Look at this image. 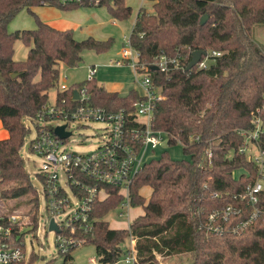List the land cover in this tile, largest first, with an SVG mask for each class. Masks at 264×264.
I'll return each instance as SVG.
<instances>
[{"label":"trees","instance_id":"1","mask_svg":"<svg viewBox=\"0 0 264 264\" xmlns=\"http://www.w3.org/2000/svg\"><path fill=\"white\" fill-rule=\"evenodd\" d=\"M151 10L140 6L135 15L129 42L139 52V61L151 63L158 55L174 57L178 66L166 70L152 68L148 74L160 87L154 102L152 125L165 131L167 143L179 142L185 157L175 159L166 151L145 161L129 186V206H141L143 212L128 226L110 227L105 214L123 199L117 188L107 187L109 194L91 204L92 230L73 233L92 244L97 260L116 262L126 252L124 241L135 239L136 264H164L180 254L189 264H264V189L256 204L259 214L245 227L235 231L225 228L213 233L205 228L208 214L229 203L240 205L241 213L232 215L229 226L247 218L252 206L233 197L253 182L256 167L239 152L245 133L264 126V50L250 31L264 24V0H150ZM106 5L115 19L126 18L131 7L124 0H90L61 3L59 0H0V121L8 136L0 138V198L29 194L31 207L25 224L12 223L2 214L1 224L8 233L0 240L23 247L27 230L38 224L36 190L23 166L20 149L32 119L54 101L74 106V87H86L93 105L108 110L123 109L130 125H135L133 102L140 97L135 89L121 95L86 78L59 90L62 64L76 66L85 49L107 50L112 38L87 36L76 39L72 28L58 29L43 21L33 7L48 5L65 11L73 7ZM22 9L33 16L35 27L7 30V23ZM207 18L200 24V17ZM21 39L28 46L24 59H14L13 43ZM219 51L204 68L185 69L193 50ZM16 73L15 76H12ZM264 148V131L257 140ZM30 148V145H29ZM149 186L145 198L140 190ZM81 244V245H82ZM72 246L59 252L64 260L71 257ZM155 254H160L157 259ZM38 256L30 252L32 264Z\"/></svg>","mask_w":264,"mask_h":264},{"label":"built area","instance_id":"2","mask_svg":"<svg viewBox=\"0 0 264 264\" xmlns=\"http://www.w3.org/2000/svg\"><path fill=\"white\" fill-rule=\"evenodd\" d=\"M59 1L66 4L90 0ZM129 45V49L123 47L122 56L126 61H130L136 71L143 73L141 80L143 91L138 92L140 97L133 102L135 125H130L123 109L108 110L93 105L89 100L90 94L84 86L74 87L73 91H76L78 95L77 98L72 96V99L77 100L74 106L68 107L56 104L54 101L44 106L32 118L39 121V124H36L35 136L30 143V150L41 158L37 176L42 183L49 212L46 225L48 229L49 222L53 219L57 229L52 231L55 233L56 246L61 251L82 244L83 240L73 233L77 230L84 232L92 230L91 204L95 199H103L109 194L107 187L117 188V192L122 195L123 199L117 206L129 207V186L134 174L145 162L142 159L144 150L147 147L153 150L163 141L167 142V133L152 125L153 106L160 95V87L152 82L148 69L150 65L163 71L170 64L178 66V62L174 57L161 54L151 63L145 64L139 61V52L131 46L130 42ZM205 52L195 64L197 68L206 67L211 56L220 54L219 51L214 50ZM95 72V65L89 66L87 78H92ZM68 87L62 83L58 84L59 90ZM55 119H61L63 123L50 125V122ZM95 120L105 124V139L89 152L67 151L65 145L72 134L67 128L68 123L72 121L82 125ZM58 125H64V131L69 132L66 137H60L54 132V127ZM263 131L264 126L258 124L256 130L245 133L244 145L239 148V152L244 153L256 167L253 182L248 183L241 193L233 196L244 200L245 205L252 206L249 215L243 220L226 226L225 223L232 215L241 213L242 207L232 203L222 205L206 217L204 225L207 230L213 233L222 232L225 228L235 231L245 227L258 216L259 210L256 204L259 201L260 191L264 189V148L258 146L257 140ZM118 215L122 216V211L118 212ZM60 216L62 218H59ZM2 218L3 216L0 215V233H8L9 229L1 224ZM7 219L12 223L27 222V219L23 220L14 215L7 216ZM128 239L129 246L125 254L116 262L136 264L135 239L131 236ZM28 255L25 246L10 245L0 240V264H17L22 259L26 260ZM155 256L157 258V254Z\"/></svg>","mask_w":264,"mask_h":264},{"label":"rangeland","instance_id":"3","mask_svg":"<svg viewBox=\"0 0 264 264\" xmlns=\"http://www.w3.org/2000/svg\"><path fill=\"white\" fill-rule=\"evenodd\" d=\"M126 5L131 7V13L128 17L115 19L111 16L106 5H89L83 4L71 9L65 10V15L73 23V32L76 39H82L92 36L96 39L112 38V43L107 50L95 52L94 50L85 49L82 51L81 61L76 66H66L62 64L59 69V83L70 86L75 82L82 81L88 77V67L95 65L96 72L93 75L95 82L107 90H115L124 95L130 89L138 92L143 91L141 80L143 73L136 71L130 61L122 56V49H129V33L140 6L151 10L150 0H124ZM35 27V21L25 9L19 11L8 23L7 30L15 31L18 29H29ZM250 35L255 38L260 47L264 50V24H255L252 26ZM28 46L17 38L13 43L14 59H24ZM55 90L49 92V103L54 102ZM1 122V121H0ZM26 125L29 128L28 135L25 138L24 145L20 149V155L23 159V166L29 174L30 181L36 190L38 204V227L35 231L27 230L28 226L23 225L25 229L23 242L26 253L33 252L38 258L32 264H103L97 260L95 248L92 244L79 245L71 253L69 259L64 260V256L59 252L55 243V233L47 229L46 221L49 216L47 203L44 199L43 186L37 173L40 168L41 158L32 152L29 148L31 140L35 136L36 124L38 120L26 119ZM63 123L61 119H55L50 125ZM2 125V124H1ZM67 128L71 130V136L65 145L67 151L89 152L105 139V124L102 121L95 120L88 124L82 125L77 122H69ZM166 151L170 157L180 159L185 157L182 146L179 142L168 144L163 141L153 150L147 147L142 159L148 161L151 158H157L161 152ZM141 194L148 198L150 187L145 186L140 190ZM30 195L25 194L15 198H0V215L3 213L7 216L14 215L20 219L26 220L25 214L31 207L28 201ZM75 205V201L73 200ZM122 211L123 215L119 216L118 212ZM141 206H129L128 208L116 206L109 210L104 219L108 221L110 227H125L132 218L142 213ZM59 218H62L60 216ZM23 222V221H22ZM24 224V223H23ZM129 239L124 241L125 249L129 246ZM157 258H161L157 254ZM27 260V259H26ZM25 260V261H26ZM164 264H189L187 255L180 254L172 256L163 261ZM115 264H123L121 261Z\"/></svg>","mask_w":264,"mask_h":264},{"label":"crops","instance_id":"4","mask_svg":"<svg viewBox=\"0 0 264 264\" xmlns=\"http://www.w3.org/2000/svg\"><path fill=\"white\" fill-rule=\"evenodd\" d=\"M33 10L38 16L51 26L58 29L72 28L73 23L69 21V17L65 15V12L48 5H40L33 7ZM8 136L6 129H4L0 122V138ZM128 225V224H127ZM126 225V226H127ZM125 226V227H126Z\"/></svg>","mask_w":264,"mask_h":264},{"label":"water","instance_id":"5","mask_svg":"<svg viewBox=\"0 0 264 264\" xmlns=\"http://www.w3.org/2000/svg\"><path fill=\"white\" fill-rule=\"evenodd\" d=\"M207 18V15L204 14L200 17V21L199 23L200 24H203L205 22ZM205 50H200V49H196V50H193L191 52V57L185 67V69H189L191 67H193L197 62L198 60L200 59L201 55L205 54ZM152 68H156V66H152ZM16 73H13L12 76H15ZM73 98H77V92L76 91H73V94H72ZM64 125H58V126H55L54 127V132L59 135L60 137H66L68 135L69 132L67 131H64ZM52 229H57V226L56 224L54 223L53 219L50 220L49 222V225H48V230H52Z\"/></svg>","mask_w":264,"mask_h":264}]
</instances>
